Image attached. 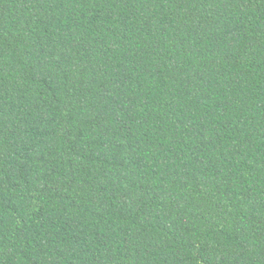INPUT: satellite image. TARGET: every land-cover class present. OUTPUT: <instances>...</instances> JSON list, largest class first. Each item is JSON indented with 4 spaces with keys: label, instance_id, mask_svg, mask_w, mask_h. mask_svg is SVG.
I'll list each match as a JSON object with an SVG mask.
<instances>
[{
    "label": "trees",
    "instance_id": "1",
    "mask_svg": "<svg viewBox=\"0 0 264 264\" xmlns=\"http://www.w3.org/2000/svg\"><path fill=\"white\" fill-rule=\"evenodd\" d=\"M0 264H264V0H0Z\"/></svg>",
    "mask_w": 264,
    "mask_h": 264
}]
</instances>
